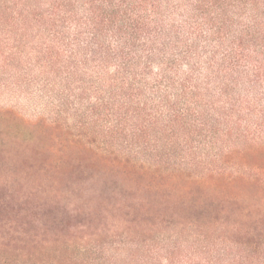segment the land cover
Segmentation results:
<instances>
[{"label": "trees", "instance_id": "trees-1", "mask_svg": "<svg viewBox=\"0 0 264 264\" xmlns=\"http://www.w3.org/2000/svg\"><path fill=\"white\" fill-rule=\"evenodd\" d=\"M3 99L0 264H264V0H0Z\"/></svg>", "mask_w": 264, "mask_h": 264}, {"label": "rangeland", "instance_id": "rangeland-1", "mask_svg": "<svg viewBox=\"0 0 264 264\" xmlns=\"http://www.w3.org/2000/svg\"><path fill=\"white\" fill-rule=\"evenodd\" d=\"M12 106L14 105L9 103L7 99H3L0 101V108L9 109V110L11 109V111H14L16 114H18V117L20 118V122H13L11 125H8V127L4 129L3 134L5 132L8 139L13 138L14 135H17L24 142H26L25 140L33 141V139L29 138V135H28L31 130V127L25 123L26 120H32L33 112L27 107L18 106L17 108H12ZM15 113L12 112L9 118L6 117V119L10 121L13 118V116H17ZM0 121H2V119H0ZM67 153L70 156L78 155L82 159L88 156L87 154L82 153L78 146L74 148H68ZM55 154L57 153H54L52 155H41V157L44 158V160H46L47 163L60 164L62 162V161H59L60 155H55ZM14 162L17 165V167H12L10 165V163L12 162H10L9 160L0 159V183L3 182V180L14 183V182L19 181L20 177H23V178L26 177L29 182L31 181L37 182L39 179H40L39 181L41 182L44 179V178H40L37 174L33 172H27L28 170L26 169V167L21 161L14 160ZM10 168H13L14 171L9 170ZM91 185H92V182L89 183V187H91ZM62 187L64 188L62 190L75 195L78 192V190L84 186L78 182H76L75 184H70L68 182L67 185L63 183ZM191 189H192L191 191L193 192V197L195 199L196 198H201V199L211 198L208 195V192L206 191L208 189H205V187L203 189L201 187L192 186ZM49 195L52 196L53 194L50 193Z\"/></svg>", "mask_w": 264, "mask_h": 264}]
</instances>
